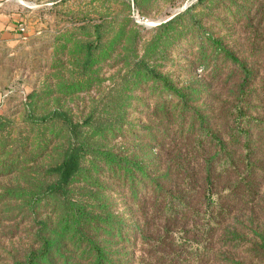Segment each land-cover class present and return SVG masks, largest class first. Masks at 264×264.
<instances>
[{
  "label": "rangeland",
  "instance_id": "rangeland-1",
  "mask_svg": "<svg viewBox=\"0 0 264 264\" xmlns=\"http://www.w3.org/2000/svg\"><path fill=\"white\" fill-rule=\"evenodd\" d=\"M15 2L18 25L0 37V114L13 135L30 130V106L110 128L71 186L75 210L39 191L68 142L61 121L22 134L29 154L13 172L3 174L20 150L0 158V264H98V249L102 264H264V0ZM207 129L238 165L211 199L206 159L224 152ZM102 212L117 230L85 222Z\"/></svg>",
  "mask_w": 264,
  "mask_h": 264
},
{
  "label": "trees",
  "instance_id": "trees-1",
  "mask_svg": "<svg viewBox=\"0 0 264 264\" xmlns=\"http://www.w3.org/2000/svg\"><path fill=\"white\" fill-rule=\"evenodd\" d=\"M175 17H172L171 19L160 23V26H168L169 24L173 23L175 21ZM88 59L91 57L93 53V46L92 43H88ZM139 64L147 69L148 71L151 70L154 74L152 77L153 80H156L158 77L156 73V70L151 67L148 63H146L144 60H139ZM35 96V93H32L30 95V101H33V98ZM180 98H183L181 96ZM236 113L235 123L237 124V128L239 129V134H243L246 132L245 126L243 127V131H240L241 126V107H236V110L234 113ZM232 113V114H234ZM194 119H197L199 117L200 122L205 125V117L202 114L197 113L196 116H194ZM25 122L27 123L28 127L30 128L29 131H23L19 128V131L16 135H13L14 132L17 130L16 121L9 117L6 114H0V158L3 156H6L9 151H17L18 149L20 151H17L16 157L17 163L10 165H7V169L3 174H8L13 172L14 168L19 166V163H26L22 161L20 158H26L28 156V152L26 151L30 145L26 143H22L21 139H23V133L30 132L34 130L36 127L40 126H46L54 121H61L63 124H65L68 127V142L66 147L64 148L62 152V159L55 165L50 166L47 169V172L50 176L54 177L53 181L45 183L40 188V194L42 196H48V195H54L58 196L62 199V201L65 203V205L69 208L76 209V205H73L72 203V197L70 196V193L72 192L71 186L76 182V180L82 176L86 170H87V161L90 156H92L91 149L93 148L95 137L100 134H102L105 130L110 128V124L108 121H99L98 124L95 126H92V131H87L88 128H90L92 121H75L68 112L61 110V109H54L48 113L39 114L36 115L32 112L31 106L28 110L27 114L24 118ZM206 128V127H205ZM89 130V129H88ZM242 130V129H241ZM205 138L211 139L208 141L214 142L218 147L220 146V150H222L223 153V159L221 156V152L216 153L213 157L206 159L205 164V184L207 185L208 195H204L205 198H212L211 191H213V187L215 185V178L222 175L224 172H227L230 167L231 168H238L235 164V151H233L230 148H227L225 142L218 136L217 133H215L212 130H208L206 132ZM202 143L203 140H196L195 143ZM235 144H238V138H235L234 141ZM107 154V153H106ZM23 156V157H22ZM107 157L110 159V155H107ZM32 162V161H28ZM27 162V163H28ZM249 163L251 168L254 170L256 167V160H250ZM135 171L139 172L138 174L143 176L144 172L142 169H135ZM253 174V173H252ZM162 191L165 192L167 197H173L174 194L172 191H167L166 187H161ZM179 199H182V195L175 196ZM179 199L175 202H179ZM183 202V201H182ZM99 209V208H98ZM171 210V209H169ZM88 217L85 222L92 223L97 222L98 223V230H103L105 227L109 228L110 230L116 229V224H109V218L105 215V213H98V217L94 216H86ZM98 220V221H97ZM76 222V221H74ZM138 226V225H135ZM139 228V227H138ZM117 230V229H116ZM139 232L144 233L143 229H139ZM45 241V240H44ZM44 247L47 246L45 243L43 245ZM103 251L101 249H98V264H102V257Z\"/></svg>",
  "mask_w": 264,
  "mask_h": 264
},
{
  "label": "crops",
  "instance_id": "crops-1",
  "mask_svg": "<svg viewBox=\"0 0 264 264\" xmlns=\"http://www.w3.org/2000/svg\"><path fill=\"white\" fill-rule=\"evenodd\" d=\"M18 7L15 0H0V37H7L8 30L17 27Z\"/></svg>",
  "mask_w": 264,
  "mask_h": 264
},
{
  "label": "built area",
  "instance_id": "built-area-1",
  "mask_svg": "<svg viewBox=\"0 0 264 264\" xmlns=\"http://www.w3.org/2000/svg\"><path fill=\"white\" fill-rule=\"evenodd\" d=\"M18 29H19L20 31L24 32V31L26 30V27H25L23 24H20V25L18 26Z\"/></svg>",
  "mask_w": 264,
  "mask_h": 264
}]
</instances>
